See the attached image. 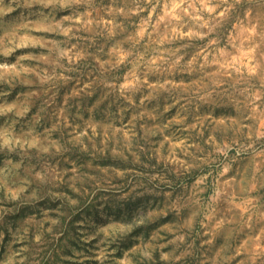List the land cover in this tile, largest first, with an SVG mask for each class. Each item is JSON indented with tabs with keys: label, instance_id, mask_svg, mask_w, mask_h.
<instances>
[{
	"label": "clouds",
	"instance_id": "clouds-1",
	"mask_svg": "<svg viewBox=\"0 0 264 264\" xmlns=\"http://www.w3.org/2000/svg\"><path fill=\"white\" fill-rule=\"evenodd\" d=\"M0 264H264V0H0Z\"/></svg>",
	"mask_w": 264,
	"mask_h": 264
}]
</instances>
